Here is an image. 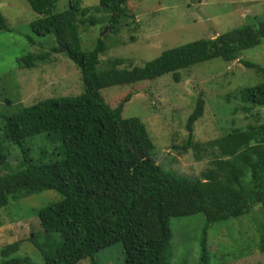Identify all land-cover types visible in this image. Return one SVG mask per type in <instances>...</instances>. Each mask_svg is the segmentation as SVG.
<instances>
[{
    "label": "trees",
    "instance_id": "16d2710c",
    "mask_svg": "<svg viewBox=\"0 0 264 264\" xmlns=\"http://www.w3.org/2000/svg\"><path fill=\"white\" fill-rule=\"evenodd\" d=\"M25 1L37 14L30 25L33 33L46 37L51 49L41 47L40 52L25 55L19 66L34 67L63 55L81 71L84 92L48 97L0 117V209L43 192L59 196L35 212L40 230L32 232L31 238L0 247V264H32L17 256L26 244L39 251L44 264H79L83 260L98 264L100 253L119 243L125 255L119 264H172V218L202 214L206 231L210 225L229 224L250 214L264 222V123L235 127L200 141L195 124L205 115L206 103L199 97L185 122L182 145L169 146L175 151L194 150L197 160L209 157L210 168L192 180L161 167L152 157L155 145L145 124L138 118L123 117L131 92L103 96L104 89L166 74H172L179 84L182 71L207 61L234 62L243 51L264 45V20L252 16V23L215 39L166 50L144 67L119 57L102 64L101 56L109 46L99 38L91 49L84 50L81 33L86 44L87 33L100 21L96 15L107 21L115 35L123 21L124 26L134 25L126 21L131 0H100L92 8H84L82 0H70L63 12H55L59 0ZM0 29H8L2 13ZM240 61L264 75L259 64ZM107 95L113 104L105 100ZM239 96L250 104L242 108L244 112L264 106V82L240 90ZM37 137L57 141L60 146L41 151L40 161H35L27 142ZM6 144L21 148L23 159L13 158ZM260 230L263 234L257 248L264 252V225ZM206 231L201 243L203 262L208 258Z\"/></svg>",
    "mask_w": 264,
    "mask_h": 264
},
{
    "label": "rangeland",
    "instance_id": "374dc122",
    "mask_svg": "<svg viewBox=\"0 0 264 264\" xmlns=\"http://www.w3.org/2000/svg\"><path fill=\"white\" fill-rule=\"evenodd\" d=\"M99 1L82 0V4L84 8H92L99 5ZM69 2L59 0L55 12L67 10ZM128 8L126 21L135 24L124 26L123 21L118 34L108 29L107 21L100 19V15H96L99 23L89 31L91 37L86 35V44L81 33L84 50L91 49L99 38L109 46L101 56L102 64L109 58L119 57L132 62V66L144 67L166 50L200 39H215L252 23V16L264 20V0H131ZM0 13L8 26L7 30L0 29V117L15 114L48 97L76 96L84 92L81 71L70 59L59 55L62 53L53 62L28 68L19 66V59L25 55L41 47L51 49L46 37L33 33L30 25L37 14L25 0H0ZM238 57L231 63L215 59L195 65L182 71L179 84L172 74H166L155 80L104 89L103 96L108 92L121 96L131 92L133 96L124 108L123 117L138 118L145 124L155 145L152 157L167 171L187 179L201 178L210 168L209 157L197 160L194 150L169 149L172 144L182 145L185 122L199 97L206 103L205 115L195 124L196 139L200 141L224 135L235 127L264 123V106L244 112L242 108L250 104L243 103L239 96L240 90L264 82V75L247 69L240 61H252L264 68V45L245 50ZM105 98L113 104L109 95ZM2 132L0 119V139ZM59 146L57 141H43L38 137L27 142L30 158L35 161H40L41 151H52ZM8 150L14 153L13 158L23 159V151L18 146H9ZM58 198L54 192H43L11 201L0 209V247L31 238L32 232L40 230L35 212ZM263 225V219L255 214L233 219L229 224L210 225L207 231L202 214L172 218L171 263L264 264V252L257 248ZM205 231L208 258L203 262L201 243ZM17 256L32 264H44V258L32 244L23 245ZM124 257L119 243L103 250L96 262L119 264ZM79 264L90 262L83 260Z\"/></svg>",
    "mask_w": 264,
    "mask_h": 264
}]
</instances>
